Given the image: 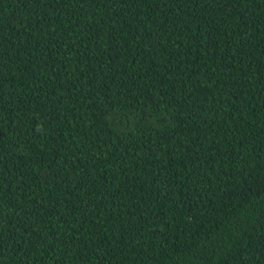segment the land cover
<instances>
[{"label": "trees", "instance_id": "obj_1", "mask_svg": "<svg viewBox=\"0 0 264 264\" xmlns=\"http://www.w3.org/2000/svg\"><path fill=\"white\" fill-rule=\"evenodd\" d=\"M0 264H264V0H0Z\"/></svg>", "mask_w": 264, "mask_h": 264}]
</instances>
